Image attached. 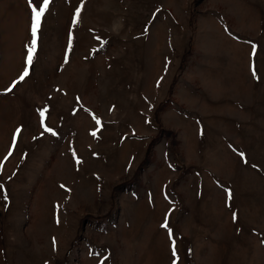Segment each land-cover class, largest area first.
Instances as JSON below:
<instances>
[{"label": "rangeland", "instance_id": "rangeland-1", "mask_svg": "<svg viewBox=\"0 0 264 264\" xmlns=\"http://www.w3.org/2000/svg\"><path fill=\"white\" fill-rule=\"evenodd\" d=\"M31 17L0 0V264H264V0H51L27 65Z\"/></svg>", "mask_w": 264, "mask_h": 264}, {"label": "snow or ice", "instance_id": "snow-or-ice-1", "mask_svg": "<svg viewBox=\"0 0 264 264\" xmlns=\"http://www.w3.org/2000/svg\"><path fill=\"white\" fill-rule=\"evenodd\" d=\"M50 2H51V0H42V3L40 4L39 9H37V7L33 3V0H28L29 7L31 8V13H32V17H31L32 40H31V46L28 49V55H27V58H26V64L27 65H31L32 64L33 56H34V53L36 51L37 33H38V31L40 29V26H41L42 17L44 16V14H45ZM80 11H81V9L77 8L76 15H75V17L73 19V23L74 24L77 23V18L80 15ZM69 42L71 43V37H70V41ZM28 75H29V69H28V67H25L24 71L22 72V74L19 77V80L18 81H14L12 87H15V85L17 83H19L20 81H23L25 79V77H27ZM11 90H12V88L8 89V91H11ZM45 111H46V109L40 112L41 124L42 125H43V118H44V115H45ZM45 130L48 131V132H51L53 135H55V132H52L51 129L46 128ZM19 131H20V129H17V132H19ZM93 135H95V133H93ZM241 155L243 156V154H241ZM0 187H2V186H0ZM228 196H229V199H231V193H229ZM4 199L6 200L7 197L5 196ZM233 219L234 220L237 219V214L236 213H233ZM161 227L168 228L167 217L165 218V223L162 224ZM168 230H169V239L171 240L172 239V231H171V229H168ZM54 244H55V242H54ZM172 255H173V257H175L177 255L174 242H173ZM173 264H176L175 260L173 261Z\"/></svg>", "mask_w": 264, "mask_h": 264}]
</instances>
